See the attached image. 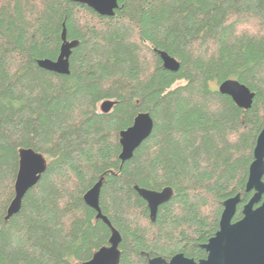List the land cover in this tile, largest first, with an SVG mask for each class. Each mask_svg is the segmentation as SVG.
<instances>
[{
    "label": "trees",
    "instance_id": "1",
    "mask_svg": "<svg viewBox=\"0 0 264 264\" xmlns=\"http://www.w3.org/2000/svg\"><path fill=\"white\" fill-rule=\"evenodd\" d=\"M112 17L71 0H0V264H84L110 245L112 228L85 194L100 180V206L121 236L119 264L179 253L201 260L224 202L242 193L243 217L264 128V0H119ZM66 29L79 41L71 73L56 60ZM180 62L164 68L159 52ZM227 79L255 98L245 110L219 91ZM116 101L110 113L100 104ZM149 112L151 135L120 159L121 132ZM48 168L7 219L20 151ZM136 186L173 189L155 221Z\"/></svg>",
    "mask_w": 264,
    "mask_h": 264
},
{
    "label": "water",
    "instance_id": "2",
    "mask_svg": "<svg viewBox=\"0 0 264 264\" xmlns=\"http://www.w3.org/2000/svg\"><path fill=\"white\" fill-rule=\"evenodd\" d=\"M84 4L101 16L112 17L120 7L119 0H71ZM63 44L60 55L56 60L41 59L38 64L46 70L69 75L71 73L70 57L72 51L79 45V41H69L66 29L62 34ZM164 68L178 71L180 62L165 51L159 52ZM222 94L230 96L241 108L247 110L254 102L255 93L237 79H227L219 85ZM116 101L106 100L102 103V113H110ZM154 119L149 112L140 113L129 128L121 132L120 143L122 152L120 159L125 162L133 157L134 151L152 133ZM48 161L46 157L32 148L20 151L19 171L15 183L16 195L11 203L7 219L16 215L22 207L27 192L32 189L46 172ZM103 180L98 181L84 196L85 202L98 212V218L104 220L112 228L110 245L98 250L93 258L84 264H119L121 261L120 244L122 236L113 227L100 206V195ZM138 193L149 205L150 216L156 220L160 205L171 200L173 189L168 187L162 191H153L135 187ZM246 192L252 193L250 200L244 205L243 217L237 221L234 218L238 205L242 201V193L227 199L221 215L219 230L202 245L208 256L201 260L187 257L184 253L175 255L170 260L161 256L149 259V264H264V128L260 132L255 150L254 161L250 166Z\"/></svg>",
    "mask_w": 264,
    "mask_h": 264
}]
</instances>
